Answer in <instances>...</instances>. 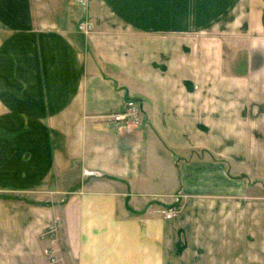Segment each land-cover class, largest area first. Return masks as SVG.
I'll return each mask as SVG.
<instances>
[{
  "label": "crops",
  "instance_id": "crops-1",
  "mask_svg": "<svg viewBox=\"0 0 264 264\" xmlns=\"http://www.w3.org/2000/svg\"><path fill=\"white\" fill-rule=\"evenodd\" d=\"M54 221L65 264H264V0H0V264Z\"/></svg>",
  "mask_w": 264,
  "mask_h": 264
},
{
  "label": "built area",
  "instance_id": "built-area-1",
  "mask_svg": "<svg viewBox=\"0 0 264 264\" xmlns=\"http://www.w3.org/2000/svg\"><path fill=\"white\" fill-rule=\"evenodd\" d=\"M78 4H84L86 0H71ZM77 29L82 34L91 32V24L87 21H81L77 24ZM111 119L118 125L137 126L141 122V109L139 103L134 99H127L121 110L110 115ZM179 196H175L173 201L166 207L160 208L158 213L162 218L169 220L180 212ZM58 222L54 221L44 231V235L48 238L50 246L45 249L49 264H65L58 256L55 244L57 243Z\"/></svg>",
  "mask_w": 264,
  "mask_h": 264
}]
</instances>
